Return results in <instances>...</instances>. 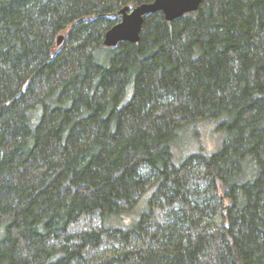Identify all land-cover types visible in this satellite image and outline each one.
Wrapping results in <instances>:
<instances>
[{
  "label": "trees",
  "instance_id": "16d2710c",
  "mask_svg": "<svg viewBox=\"0 0 264 264\" xmlns=\"http://www.w3.org/2000/svg\"><path fill=\"white\" fill-rule=\"evenodd\" d=\"M151 2L0 0V264H264V0Z\"/></svg>",
  "mask_w": 264,
  "mask_h": 264
},
{
  "label": "water",
  "instance_id": "95a60500",
  "mask_svg": "<svg viewBox=\"0 0 264 264\" xmlns=\"http://www.w3.org/2000/svg\"><path fill=\"white\" fill-rule=\"evenodd\" d=\"M200 2L201 0H153L149 4H141L134 8L125 6L119 11L120 21L105 33L103 45L114 47L119 42L137 43L144 16L161 12L166 21H172L186 13L196 11ZM62 40L63 36L59 35L56 42L58 46Z\"/></svg>",
  "mask_w": 264,
  "mask_h": 264
},
{
  "label": "rangeland",
  "instance_id": "374dc122",
  "mask_svg": "<svg viewBox=\"0 0 264 264\" xmlns=\"http://www.w3.org/2000/svg\"><path fill=\"white\" fill-rule=\"evenodd\" d=\"M219 125L220 121H200L192 124L190 129L179 131L176 147L173 145L174 149L172 148L173 162L180 164V161L192 153L201 152L210 155L211 152L215 151L222 143L218 136L221 135L220 130H218Z\"/></svg>",
  "mask_w": 264,
  "mask_h": 264
}]
</instances>
